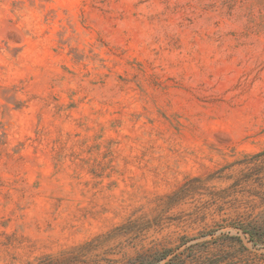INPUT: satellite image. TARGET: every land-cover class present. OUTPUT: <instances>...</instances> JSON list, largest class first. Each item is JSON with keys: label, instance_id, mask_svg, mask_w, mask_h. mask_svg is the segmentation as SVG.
I'll list each match as a JSON object with an SVG mask.
<instances>
[{"label": "rangeland", "instance_id": "1", "mask_svg": "<svg viewBox=\"0 0 264 264\" xmlns=\"http://www.w3.org/2000/svg\"><path fill=\"white\" fill-rule=\"evenodd\" d=\"M0 264H264V0H0Z\"/></svg>", "mask_w": 264, "mask_h": 264}, {"label": "trees", "instance_id": "2", "mask_svg": "<svg viewBox=\"0 0 264 264\" xmlns=\"http://www.w3.org/2000/svg\"><path fill=\"white\" fill-rule=\"evenodd\" d=\"M165 257H166L165 254H161L160 257H159V260H162V259H164Z\"/></svg>", "mask_w": 264, "mask_h": 264}]
</instances>
